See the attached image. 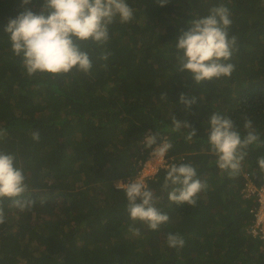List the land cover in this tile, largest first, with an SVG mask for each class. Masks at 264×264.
Masks as SVG:
<instances>
[{"label":"trees","instance_id":"1","mask_svg":"<svg viewBox=\"0 0 264 264\" xmlns=\"http://www.w3.org/2000/svg\"><path fill=\"white\" fill-rule=\"evenodd\" d=\"M134 19L109 25V39L81 42L88 73L29 76L14 54L9 19L42 0H0V151L15 157L34 201L20 211L0 199V264H264L260 241L248 233L257 206L244 189L264 182V0H126ZM229 10L235 36L229 77L197 84L177 70L176 39L213 7ZM106 57V58H105ZM196 98L190 108L180 96ZM230 118L241 136L251 120L260 139L248 146L235 175L218 168L208 142L209 118ZM173 116L190 128L173 131ZM39 139H33V133ZM157 134L152 148L146 135ZM166 142L169 166L190 164L206 183L195 206L169 200L168 167L146 185L169 220L158 230L133 222L116 182L135 178L152 150ZM246 174H249L250 179ZM139 229V235L129 229ZM184 246L172 248L168 234Z\"/></svg>","mask_w":264,"mask_h":264},{"label":"clouds","instance_id":"2","mask_svg":"<svg viewBox=\"0 0 264 264\" xmlns=\"http://www.w3.org/2000/svg\"><path fill=\"white\" fill-rule=\"evenodd\" d=\"M167 2L160 0V5L164 6ZM31 3L32 0H22V6ZM229 16L226 7H213L207 16L194 18L190 27L181 31L175 44L178 72L190 73L197 84L231 76L235 66L226 61L231 58L236 37L228 36L232 23ZM117 19L120 23H129L134 19V11L126 0H42L38 13L25 7L15 18L9 19L4 31L8 33L14 54L22 58L29 76L67 74L73 69L88 73L92 65L87 52L81 49V42L90 40L98 45L105 44L109 39V25ZM180 102L190 108L196 103V98L188 99L181 94ZM209 122L208 142L211 152L217 157L218 168L229 175L237 174L247 154L246 149L260 139L252 121L245 120L247 134L243 137L233 121L219 113H213ZM173 124V131L181 127L190 128L186 137L189 140L196 135V130L187 121L182 123L173 116ZM4 135V131L0 130V138ZM33 139H39L38 132L33 133ZM156 142L157 134H148L143 144L145 148H152ZM162 143L151 153L153 160L166 156L171 147L166 142ZM14 161L12 154L0 151V199L8 198L13 207L24 211L30 209L34 201L22 198L28 185L23 171L14 165ZM258 164L264 171V157L258 159ZM120 181L115 187L125 192L127 212L134 223L139 221L150 230H158L161 224L168 222V215L155 206L158 197L143 180ZM170 186L168 198L171 202L195 206L196 197L207 185L197 178L196 170L190 164H172L163 187L168 189ZM4 220V209L0 207V224ZM129 230L139 235L138 228L131 227ZM166 240L172 248H182L185 243L179 234L170 233Z\"/></svg>","mask_w":264,"mask_h":264},{"label":"built area","instance_id":"3","mask_svg":"<svg viewBox=\"0 0 264 264\" xmlns=\"http://www.w3.org/2000/svg\"><path fill=\"white\" fill-rule=\"evenodd\" d=\"M165 156V155H164ZM166 166H169V162L164 160ZM247 178L250 179L249 174H246ZM264 179V176H263ZM133 181L128 179L127 181H120L123 183H128ZM246 196H254V199L257 201V206L252 209L253 220L251 225L248 227L247 231L253 237L257 238L261 243V249L264 252V182L261 186L253 184L252 181L248 183V186L244 189Z\"/></svg>","mask_w":264,"mask_h":264},{"label":"rangeland","instance_id":"4","mask_svg":"<svg viewBox=\"0 0 264 264\" xmlns=\"http://www.w3.org/2000/svg\"><path fill=\"white\" fill-rule=\"evenodd\" d=\"M162 144H160L159 146H162ZM159 146H156L155 148ZM155 148L152 150V152L155 150ZM164 160H165V156H163L162 158L158 160H153L152 155H151L150 158L143 165L139 174L134 178L133 181L143 180L146 184L147 178L153 177L159 171L160 168H163V167L166 168V164Z\"/></svg>","mask_w":264,"mask_h":264}]
</instances>
